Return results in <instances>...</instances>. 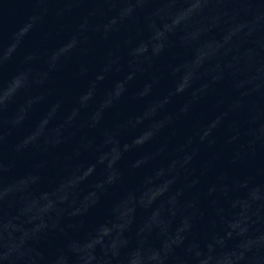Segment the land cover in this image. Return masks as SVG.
I'll list each match as a JSON object with an SVG mask.
<instances>
[{
  "label": "water",
  "instance_id": "water-1",
  "mask_svg": "<svg viewBox=\"0 0 264 264\" xmlns=\"http://www.w3.org/2000/svg\"><path fill=\"white\" fill-rule=\"evenodd\" d=\"M0 264H264V0H0Z\"/></svg>",
  "mask_w": 264,
  "mask_h": 264
}]
</instances>
